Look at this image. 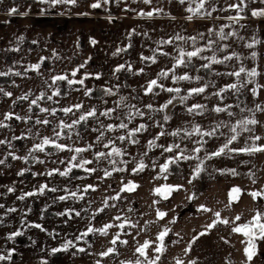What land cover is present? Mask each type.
I'll return each mask as SVG.
<instances>
[{"label": "crops", "instance_id": "obj_1", "mask_svg": "<svg viewBox=\"0 0 264 264\" xmlns=\"http://www.w3.org/2000/svg\"><path fill=\"white\" fill-rule=\"evenodd\" d=\"M248 1L247 7L252 8L243 11V18L238 22H233L227 18L235 16L236 11L227 6L237 0H207L203 14L198 15L187 9L195 8L199 0H184L183 3L180 0H151L150 3L144 0H99L101 6L98 8L91 7L98 0H84L80 9L90 16L95 12L94 20L87 21L86 34L80 26L70 22L50 28L43 26V18L39 16L29 18L25 9L43 6L42 0H0V72L8 73L0 76V88L4 90L0 92V121L7 125L0 127V140L6 141L0 144V160H4V164H0V205H3L0 207V254L7 256L11 253V259L2 260L0 264H97V261L100 264H121L135 261L139 257L136 248L145 241L150 242L147 249L149 257L160 255L157 264H176L177 259L184 264L192 261L195 264H264V239L256 240V254L249 262L242 243L246 238L232 231L236 224L251 220L257 210L264 211V198L253 199L250 194L264 191V152H226L206 159L226 142L231 134L228 128L221 127L216 135L203 138L198 134L186 136L185 131L178 136L170 134L177 129L191 131L195 125L209 131L217 123L231 124L243 116H254L258 123L250 125L252 132L241 133L229 147L240 148L246 142L252 144L248 137L255 135L262 137L255 143L264 144V111L256 109V105L264 108V16L252 15L254 9L264 8V0ZM52 6L72 7L69 4ZM13 7L18 12L9 15V9ZM107 8H115L116 16L104 19L103 12ZM213 8L216 10L212 11ZM209 11L211 15H207ZM142 12H152L153 15H141ZM189 16L192 19H188ZM225 25L229 26L224 27L225 33L234 31L237 35L220 41L218 33ZM209 29L213 31L210 33ZM176 36H183L185 40H175ZM189 37H196L195 45L187 39ZM89 39L95 43H90ZM168 39H173V43H160ZM209 40L217 42L213 44V50L223 44L229 46L224 52L217 51L218 57L236 52L240 59L203 68L201 65L207 61L195 57L186 66L176 67L167 78L158 76L162 70L173 68L179 48L191 51L194 47L205 46ZM253 40L259 43L251 49L246 47ZM253 51L257 53L255 58L251 55ZM212 54V51L202 53L203 56ZM153 56L155 62L142 59ZM37 63L40 64L39 69L31 68ZM241 64L247 69L256 68L259 75L239 92L228 90L221 94L223 99L214 95L220 88L236 82V78L227 73L237 70ZM120 65L124 68L116 71ZM76 69V75L72 76ZM17 72L20 75H16ZM185 73L202 79L176 82L171 79L173 74L180 76ZM57 75H66L75 81L83 79L84 83L69 85L67 80H62L54 84L52 77ZM153 79H158V84L164 88L155 87L152 93L146 94L147 84ZM240 79L243 82L248 78L242 75ZM204 84L209 85L204 93L180 102V96L186 95L188 89ZM169 87H179L182 91L172 104L161 110V106L176 95L165 90ZM253 88H257L256 95L251 91ZM57 89L59 95H53ZM7 92L12 95H5ZM41 93L45 94L44 98L32 105L31 101ZM25 95L28 99H20ZM48 96L52 99L49 100ZM76 104L82 107L73 108L67 114L62 111ZM149 104L152 109L146 107ZM193 104L206 106L202 114H198L199 110L187 111ZM217 105H231L229 111L235 115L212 111ZM40 108L55 109V114L41 112ZM93 109L95 116L81 121L72 129L60 128L61 121L71 124ZM108 109L113 111L108 116L101 115ZM136 109L144 115H136L129 120L128 113ZM8 113L13 116L5 120ZM17 115L22 119L17 120ZM165 116L170 119L165 121ZM37 119H48L50 123L37 124ZM121 122L127 123L128 128L109 130L107 127ZM141 124L146 126L144 130L123 141L118 139L127 137L130 130ZM57 131L61 132L59 138L54 136ZM162 131L165 135L161 136ZM101 133L103 136L98 141ZM45 136L71 148L92 147L76 154L49 145L44 152L33 151L30 155L33 146ZM132 140L137 142L132 143ZM109 141H113L124 154L98 160L95 153L111 150L112 145L104 147ZM149 141L154 143L149 145ZM196 141L202 144L199 153L192 151L199 146ZM175 144H179L180 149L164 151V148ZM181 149L192 158L179 159L162 173L160 166ZM13 155L28 159H13ZM73 155H77V161L72 163L80 160H91L92 163L83 168H73L67 176L47 174L53 169L64 171ZM111 160L116 163H111ZM201 160L204 161L202 165ZM141 161L145 168L133 172L132 169ZM198 165L203 170L196 175ZM87 168L96 171H85ZM113 168L124 170L113 171ZM232 169L235 175L230 171ZM22 170L23 174L19 175ZM105 170L112 174L105 176ZM129 182L138 187L134 191L121 192L120 189ZM44 184L48 188L41 194L38 189ZM87 185H93L94 190L85 192ZM163 185L182 187L165 199L154 191ZM233 187H239L241 193L238 200L229 204V192ZM9 188L14 191L9 192ZM53 188L56 191H51ZM27 192L36 194L18 199ZM70 192H77V196H68ZM117 194L119 198L112 199ZM60 196L68 198L60 200ZM81 196L82 199L79 198ZM201 205L211 211L202 210ZM10 208L16 211L9 212ZM67 210L73 211L59 215ZM158 210L166 215L158 217ZM76 212L80 215L77 216ZM216 212L231 223L218 222L215 227L207 229L206 226L216 219ZM118 216L120 219H115ZM236 216L241 219L235 221ZM125 219L128 223L121 229L119 225ZM37 224L41 227H35ZM106 224L113 225L107 229V235L94 231L77 239L89 227L101 229ZM165 229L169 230L164 238L165 251L155 253L154 249L160 243L158 235ZM16 232L20 233V238L19 235L12 236ZM201 232L205 234L199 235ZM117 235L119 239L113 245L111 241ZM193 237L198 239L192 242ZM68 241L72 244L65 250L63 246ZM189 245L190 250L186 252ZM110 247L116 251L109 256L99 255ZM54 248L61 250L53 252ZM80 248L84 251H79Z\"/></svg>", "mask_w": 264, "mask_h": 264}, {"label": "snow or ice", "instance_id": "obj_2", "mask_svg": "<svg viewBox=\"0 0 264 264\" xmlns=\"http://www.w3.org/2000/svg\"><path fill=\"white\" fill-rule=\"evenodd\" d=\"M43 2H50L53 5H55V4H75L76 0H43ZM105 2H107V0H105ZM144 2L145 3H150L151 0H144ZM180 2L183 3L184 0H180ZM206 3H207V0H199V3L197 4V6L195 8L189 7L187 9V11L192 13L193 15L203 14ZM100 6L101 5L99 3V0H98L97 3H93L91 5V7H93V8H98ZM246 7H247L246 0H237L236 3L229 4L227 6V8L230 9V10H235L236 11V15L235 16H229L227 19H229V20H231L233 22H238L240 19L243 18L241 13L244 11V9ZM215 10H216L215 8L212 9V11H215ZM155 11L158 12V11H160V9H156ZM17 12H18V9L15 8V7L9 9V15H12V14L17 13ZM141 15L151 16V15H153V13L152 12H148V13H143L142 12ZM207 15H211V11L207 12ZM252 15L253 16H264V8L254 9L252 11ZM188 19H192V16H189ZM224 27H229V26L225 25V26H222L220 28L219 33H218L220 41H225V40L228 39V37L237 35V33L234 32V31H230L228 33H225L224 32ZM212 31H213L212 29H209L210 33ZM174 39L175 40H185V37L176 36ZM187 39L191 40L192 43L195 45L196 37H189ZM93 43H95V41H93ZM160 43H162V44H172L173 43V39L162 40ZM215 43H217V42L213 41V40H209L205 46H203V47H194V49L191 50V51H186L184 48H179L178 49V54L174 58L175 59V63L173 65V68L169 69V70H162L158 74V76L167 78L169 76L170 72L174 73L176 67L186 66L195 57H198V58H200L202 60H206L207 61V63H204V64L201 65V67H203V68H211L213 64H223V63H225L227 61L233 60L234 58L235 59H240L239 54L236 53V52H232L230 54L223 55L222 57H218L216 55V52L217 51L224 52L229 46L227 44H223L218 49L213 50V44H215ZM256 43H259V41L253 40L252 42L246 44V47L251 49V48L254 47V45ZM117 51L119 52L120 49H118ZM205 51H212L213 54L211 56H203L202 53H204ZM165 55H166V53H165ZM251 55H252L253 58H255L257 53L255 51H253L251 53ZM43 59L44 58H41V60H43ZM142 59H151L153 62H155V57L154 56L153 57H142ZM83 66L84 65H81L80 67H83ZM31 68L39 69L40 68V64L39 63L33 64V65H31ZM122 68H124V65L118 66L116 71H120V69H122ZM77 71H78V69L73 70L72 76H75ZM141 71H143V69H141ZM7 74L8 73H6V72H0V76H4V75H7ZM15 74L16 75H20L19 72L15 73ZM227 75L235 77L236 78V82L235 83H231V84H227L223 88H220L218 92L214 93V95L220 97L221 99H223V97L221 96L222 93H225L228 90H235L236 92H239L240 88L246 86V83H251L252 80L256 76L259 75V73L257 72L256 68L247 69V68H245L243 66V64H241L237 70L229 72V73H227ZM242 75H244L248 79L246 81L242 82L241 79H240ZM171 79L174 82H176V81H188V80H192V79H195V80L199 81V80L202 79V77H200V76L192 77L189 74L185 73V74L180 75V76H177V75L173 74L171 76ZM62 80H67L69 85L74 84V83H79V84H83L84 83L83 79H81L79 81H75V80L68 79V77L66 75H57V76L52 77V81H53L54 84L56 83V81H62ZM155 87L164 88V86L162 84H158V79H153L147 84V87L145 89L146 94L147 93H152ZM207 87H209V85L208 84H204V85L199 86V87H192V88L188 89L186 95L180 96V102L183 103L184 101H186L189 97H191L193 95H199V94L204 93L206 91ZM258 87L259 86H257V88ZM257 88H253L251 90L253 95L257 94ZM165 90L167 92H169V93H175L176 95H174L164 105H162L161 106V110L167 108L168 105L172 104L173 100H175L177 98V96H179V94L182 91L179 87H169V88H166ZM3 91L4 90L2 88H0V92H3ZM107 91L111 92V89H108ZM4 94L7 95V96H11L12 95V93H10V92L4 93ZM87 94L88 93L86 92V95ZM44 95H45L44 93H41L40 96H38L36 99H33L31 101V104L32 105H36L38 100L44 98ZM53 95H59V90L57 89L55 92H53ZM47 98L49 100H51L52 96H48ZM20 99H28V96L25 95V96L21 97ZM123 99L124 98L122 97L121 100H123ZM81 107H82L81 104H76V105H73L72 107L64 108V109H62V111L65 114H67V113L72 112L73 108L80 109ZM132 107L134 108L135 106H132ZM146 107L149 108V109L153 108V106L151 104L146 105ZM205 107L206 106L203 105V104H193V105H191V106H189L187 108V111L189 113H193V112H197L199 110L198 114H202V112L205 109ZM231 107H232L231 105H224V106L217 105L216 107H214L212 109V111H214L216 113H224V112H226L229 116H234L235 113L229 111V109ZM256 109L260 110V111H264V108H262L261 105H256ZM29 111H31V106L29 108ZM40 111L41 112H45V113L51 111V114H53V115L55 114V109L49 110L47 108H40ZM112 111H113V109H108L107 111L101 113V115L108 116ZM248 111L251 112L250 109ZM95 115H96V111H95V109H93L91 111H88L86 114L80 115L79 118L77 120H73L71 124H67L64 121H61L59 126H60L61 129H72L74 125L79 124L81 121H86L89 117H93ZM136 115L143 116L144 113L141 112L139 109H136L135 112H131L130 111L128 113V119L131 120ZM12 116H13L12 113L5 114L4 119L5 120H9V119L12 118ZM15 118L17 120L22 119V117H20L18 115L15 116ZM29 119H30V117H29ZM168 119H170V117H168V116L164 117L165 121H167ZM36 123L37 124L47 125V124L50 123V121L48 119H43V120L37 119ZM257 123H258V121L255 119L254 116H251V117L243 116L242 118L236 120L235 123H231V124H224L223 122L217 123L209 131L203 130L200 125H195V126L192 127L191 131L177 129L176 131H173L170 134L172 136H178L181 131H185L186 136H189V137L192 136L193 134H198L201 138H203L204 136L212 137V136L216 135L217 130L219 128L226 127V128L229 129L231 134L227 138L226 142L218 150L212 152L210 155H207L206 159H210V158L216 157V156H221L222 154H225L226 152L227 153H237L238 152V153H249V154H251V153H255V152H264V144L255 143L256 141H260L262 139L261 136H258V135L249 136L248 139L253 141V143L252 144H248L246 142L245 145L243 147H240V148H231L229 146L232 145L233 142L238 140V138L240 137L241 133H243V132L251 133L252 132V128L250 127V125H256ZM0 127H7V125L4 124L3 121H0ZM107 127H108L109 130H112L114 127H118V128H121V129H127L128 128V124L124 123V122H121V123H119L118 125H115V126L109 124ZM145 127L146 126L144 124H141L137 128L130 130L128 132V136L127 137L120 136V137H118V139L123 141V140H125L127 138H130L135 133H138V132L144 130ZM159 135L162 136V135H165V133L162 131ZM54 136L59 138L61 136V132H59V131L54 132ZM102 136H103V133H101V136L97 137V140L99 141ZM158 138H159V136L157 137V139ZM14 139H19V138L18 137H14ZM131 142L132 143H136L137 141L132 140ZM4 143H6V141L0 140V144H4ZM153 143H154V141H149V145H152ZM196 144L199 145V146L195 147L192 151L195 152V153H199L201 151L202 144H201L200 141H196ZM49 145L55 147L58 150H61V151L69 150V151H73L76 154L88 151L92 147V145H88L87 147H82V148L81 147L71 148L68 145H65V144H62V143H58L56 139H53V138L45 136V137H43L41 139L40 143L35 144L33 146V149L30 150L29 154L31 155V153L33 151L44 152L45 151V147L49 146ZM109 145H112L111 150L109 152L105 153V152L101 151V152L95 153V155H96L98 160L99 159H103V158L114 157V156H122L124 154L122 149L119 148V147H116L113 141H109L107 144L104 145V147L108 148ZM174 148L175 149H180V145L179 144L170 145V146L164 148V151L165 152H172ZM9 155H12V153H9ZM190 158H192V157L185 155L184 154V150L181 149L179 151V153L175 157H170L167 160L166 163L161 165L160 166V170H161L162 173H165V172H167L170 164L175 163L179 159H190ZM13 159H24V160H27L28 157H18V156H14L13 155ZM73 161H77V155H73L70 158L69 167H67L64 171H61L60 169H53V170L49 171L47 174L49 176H51L54 173H58L61 176H67L68 173L71 172L73 168H76V167L83 168L84 165L92 163L91 160H80L77 163H72ZM39 162L43 163L44 161H39ZM110 162L113 163V164L116 163L115 160H111ZM60 163H64V161H60ZM203 163H204V161L201 160L200 164L202 165ZM0 164H4V160H0ZM144 168H145V165L141 161L137 165L136 168L132 169V171L133 172L142 171ZM123 170L124 169H122V168L121 169L113 168V171H123ZM202 170L203 169L198 165L197 168L195 169V174L199 175V173ZM85 171L94 172V171H96V169L87 168V169H85ZM230 171L232 172L233 175L236 174L234 169H232ZM18 174L22 175L23 174V170L21 171V173H18ZM111 174L112 173L110 171H108V170H105V172H104L105 176H110ZM253 182H255V181H253ZM137 187H138V185H136V184H134L132 182H129V183L125 184L120 189V191L121 192L129 191L130 192V191H134ZM180 187H182V186H180V185H176V186L163 185L162 187L156 188L154 191L157 194H160V195L164 196L165 199H167L168 195H170L172 191L178 190ZM47 188H48L47 184L40 185L38 191H39V193L43 194L44 191ZM88 189H93L94 190L93 185H87L84 188V191L87 192ZM8 191L12 192V191H14V189L13 188H9ZM51 191H56V189L53 188V189H51ZM240 193H241V189L239 187H233L230 190V192H229V204H231L233 201L238 200ZM35 194H36L35 192H27V193L22 194L20 197H18V199L23 200V199H25V197L33 196ZM250 194L253 197V199H256L257 197L264 198V191H255V192H252ZM68 196L76 197L77 196V192H70V193H68ZM67 198L68 197H66V196H60L59 197L60 200H65ZM79 198L82 199L83 197L81 196ZM117 198H119V194H117V197H112V199H117ZM189 199H191V197H189ZM105 204L107 205V201H105ZM0 207H3V205H0ZM201 209L204 210V211H211L210 209L206 208L203 205H201ZM8 211L9 212H14V211H16V209L15 208H10V209H8ZM71 211H73V210H67L66 212L59 213V215L70 214ZM98 211H103V209H99ZM75 214L77 216L80 215L79 212H76ZM157 215H158V217L163 218L166 215V213H164L163 211H159L158 210L157 211ZM214 215H215L216 219H214L211 224L206 226L207 229H211V228L215 227L218 222L219 223H223V224L231 223V221H229L228 219L221 218V215H220L219 212L214 213ZM115 219L119 220L120 217L118 216ZM240 219H241L240 216H236L235 217V221H239ZM127 223H128V221H127V219H125V221L123 223H121L119 225V227L121 229H123L125 227V224H127ZM35 227L39 228L41 226L37 224V225H35ZM111 227H113L112 224H106L101 229H94L92 227H89L84 233L81 234V236H78L77 239L79 240V239L87 236L89 233L94 232V231H99L101 234L107 235V229H109ZM168 231H169L168 229H165L164 231L159 233L158 240H159L160 243H159V246H157L154 249L155 253L159 254V253H163L165 251L164 238L168 234ZM232 231L235 232V233H240L246 238L244 241H242V243L245 244V247H244L245 257H246L247 261L250 262L253 259V256L256 254V243H255L256 240L257 239H264V211L257 210L255 212V214L252 216L251 220H248V221H246L245 223H242V224H236L232 228ZM204 234H205L204 232H201L199 235L202 236ZM17 235H20V233L16 232V233L12 234V236H17ZM9 238H11V237H9ZM118 239H119V236L117 235V237L114 238L111 241V243L113 245H115L117 243ZM196 239H198V237H193V241L192 242H195ZM122 243H127V241H123ZM71 244H72V241H68V242H66L64 244L63 248L66 250L69 247V245H71ZM149 247H150V242L149 241H145L143 245H140L139 247L136 248V253L139 254V257H143L144 258L143 260H141L138 257L137 259H135V261L121 262V264H157V262L160 260V255H156L154 258L149 257L148 254H147V249ZM190 247L191 246L189 245V248L185 249V251L186 252L189 251ZM60 250L61 249H59V248L52 249L53 252H58ZM79 251H84V249L80 248ZM115 251H116L115 248H111L110 247L106 251L101 252L99 255H101V256H109L110 254L114 253ZM7 259H11V253H9L7 256L3 255V254H0V261L7 260ZM97 264H100V261H97ZM176 264H184V262L182 260L177 259L176 260ZM190 264H195V262L192 261V262H190Z\"/></svg>", "mask_w": 264, "mask_h": 264}, {"label": "rangeland", "instance_id": "obj_3", "mask_svg": "<svg viewBox=\"0 0 264 264\" xmlns=\"http://www.w3.org/2000/svg\"><path fill=\"white\" fill-rule=\"evenodd\" d=\"M43 2V0H42ZM246 3H249L248 0H246ZM43 6H29L25 10H27V16L33 17V16H39L43 18V26L44 27H56V25L61 24L63 22H70L72 24H75L76 26H80L81 30L87 34V21L88 23L91 20H94V15H87V11H83L80 8L84 5V0H76L75 4H69L72 7H56L52 6L50 2H43ZM252 7H246L244 11L247 12V9H251ZM70 10L71 12L67 11ZM72 10H77L72 12ZM116 10L115 8H107L106 12H103V18L107 19L109 17L116 16ZM26 14V12H24ZM59 22V23H58ZM79 28V27H78ZM87 42V37L84 38ZM82 40L84 42L85 40ZM90 41V39L88 40ZM20 238V235L18 236ZM17 238V239H18ZM24 238V237H23Z\"/></svg>", "mask_w": 264, "mask_h": 264}, {"label": "built area", "instance_id": "obj_4", "mask_svg": "<svg viewBox=\"0 0 264 264\" xmlns=\"http://www.w3.org/2000/svg\"><path fill=\"white\" fill-rule=\"evenodd\" d=\"M90 43H92L93 42V39H90V41H89Z\"/></svg>", "mask_w": 264, "mask_h": 264}]
</instances>
